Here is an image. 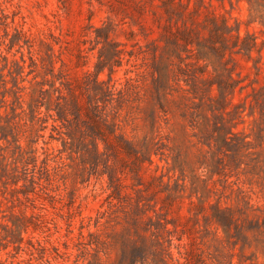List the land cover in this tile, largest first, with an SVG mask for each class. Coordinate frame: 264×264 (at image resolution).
Listing matches in <instances>:
<instances>
[{"label": "rangeland", "instance_id": "rangeland-1", "mask_svg": "<svg viewBox=\"0 0 264 264\" xmlns=\"http://www.w3.org/2000/svg\"><path fill=\"white\" fill-rule=\"evenodd\" d=\"M102 50L119 54L98 65ZM97 67L103 118L139 161L110 151L96 166L29 110L53 82L84 104ZM222 113L248 153L203 145ZM0 115V263L129 264L140 238L166 264H264V0H0Z\"/></svg>", "mask_w": 264, "mask_h": 264}, {"label": "trees", "instance_id": "trees-1", "mask_svg": "<svg viewBox=\"0 0 264 264\" xmlns=\"http://www.w3.org/2000/svg\"><path fill=\"white\" fill-rule=\"evenodd\" d=\"M212 50L216 52L214 47H211ZM119 54L118 51H114L109 54L108 58L103 56V50L98 57V65L106 64L114 61V58ZM197 59H204L201 56H197ZM188 64H185L187 67ZM103 68H98L95 73V77L90 81H86L83 83L82 90L87 95V101L81 104L78 99L75 98L72 89L68 86L66 87L63 83L60 82V86H65L64 90L67 93V97L61 92V89L54 87V82L51 84V88L53 89V93H48L43 96L46 91L39 90V94L43 97L41 101H33L29 104V110L32 114L36 113L35 109L38 110L42 106L45 107L47 116L53 119L54 122H59L66 129L65 135L69 142H64L63 146L66 149V146H69L67 149L71 153L75 154H90L95 160L94 165H98L100 161L102 162L103 157L107 156V153L113 151L114 153H128L132 154L135 150L131 148H123L121 147L122 142L120 138L115 134V124L108 123L106 118H103V112L105 111L106 105L109 101H112L113 91L110 87L105 86L103 80L98 78ZM53 67L50 71L52 73ZM200 73V72H199ZM196 74V73H195ZM52 75V74H51ZM182 77L185 86L188 88L187 91L192 95H197L198 86L195 83L196 76L189 77L186 71L182 70ZM206 85V84H205ZM219 96L221 95V86L217 84ZM213 84L207 83V89L211 90ZM230 88V86H227ZM57 93V95H56ZM111 97V98H110ZM15 101L19 103L21 98L20 95L14 96ZM203 99V96L200 97V101ZM210 103L213 102V99L209 97L208 100ZM39 103V104H38ZM102 105V107H101ZM211 111H219L220 109H216V105H209ZM224 113V112H223ZM222 115H215L214 120L215 126L214 130L209 135V140L203 145L207 146L211 149V143L214 142V146L219 148V151H223L225 155L229 147L235 146L238 152H246L248 153V142L245 141V137L242 139H238L231 132H224L225 120ZM207 119V118H206ZM2 117L0 115V121ZM7 126H3L0 124V141L4 140L8 142V134H6ZM216 134V136H214ZM119 138V139H118ZM14 144H17V140L13 138ZM125 145H129L126 142ZM102 146V149L100 148ZM16 148H21L17 145ZM139 152H135L133 157L136 161L140 160V157L137 156ZM144 154L140 152V156L142 157ZM148 161H150L148 159ZM108 160L103 163L104 168H108ZM103 174L107 175L109 187L112 188V196L118 195V181L119 179L116 176H112L107 172H103ZM7 173H5L4 166L0 163V182L6 185ZM139 206V205H137ZM139 208V207H137ZM216 214L211 216V221L222 230L225 236H228L230 233V227L232 225V218L228 211L222 210L219 207L215 208ZM139 243L134 246L135 256H133L129 262V264H166L165 259L161 256L159 260H154L153 258H149L148 250L149 248L146 246V241H142L138 238ZM145 240V239H144ZM2 264V263H0ZM231 264V263H230Z\"/></svg>", "mask_w": 264, "mask_h": 264}]
</instances>
